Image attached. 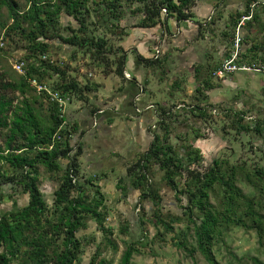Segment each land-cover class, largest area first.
Returning <instances> with one entry per match:
<instances>
[{
	"label": "trees",
	"instance_id": "obj_1",
	"mask_svg": "<svg viewBox=\"0 0 264 264\" xmlns=\"http://www.w3.org/2000/svg\"><path fill=\"white\" fill-rule=\"evenodd\" d=\"M90 2L96 8H93ZM191 2L192 0H0V28L12 41L13 37L20 34L26 43L23 46L25 56L17 60L24 63L25 74L16 81L5 79L0 81V140L2 141L0 191L3 185H12L13 189L17 187L22 195L29 197L27 206L23 208L17 206L0 214V264H80L82 242L76 234L79 230L85 229L90 220L95 221L103 231L105 244L102 242L98 246V252L89 264H113L108 258H100L102 245L114 252L119 250V245L110 237L113 234L111 226L106 228L108 210L104 205L101 189L95 179L80 177L77 160L81 150L75 151L71 145L72 133L64 127L65 117H61L59 105L49 102L45 93L46 96L37 94L34 98L29 97L27 93L33 91L30 80L35 79L40 83L48 84L45 78L56 75L59 81L52 85L54 90L70 99L72 97L84 99V92L99 90L100 86L92 85L91 88L86 85L84 89L74 79L69 80L67 70L60 69L48 57L52 44L88 47L89 51L93 52L98 67L104 66L106 76L111 73L109 56L114 54L113 52H116V55L121 53L122 56L115 66L117 67L115 74L123 77L127 64V51L123 48L114 49L109 39L96 37L93 34L101 25L93 24L90 19L91 14L98 17L99 21H102L100 23L106 24L109 21L118 26L117 23H120L125 13L123 5L138 4L132 13L143 14L140 27L150 28L160 24L163 10L168 17L176 14L178 20L188 19L191 17L187 14ZM100 5L104 6L101 9L106 10L103 11L105 15L99 9ZM3 9L12 20L11 25L2 20ZM249 14L250 10L247 9L245 16ZM62 15L72 18L78 27L74 28L70 25L64 27L61 22ZM241 16L239 14L237 16L239 19H233L234 29ZM257 19L258 16L253 15L247 21ZM68 32L70 34L67 36ZM144 61L149 65L158 62L145 58ZM241 61L239 57L237 63L244 64ZM204 84L207 89H214L213 82L206 80ZM203 90L202 85L196 89L201 95ZM43 97L49 105L47 115L41 114L39 108L35 106ZM207 99V96L202 98L204 101ZM212 107L214 105L210 108ZM175 108L176 105L170 108H157L153 144L149 151L128 169L133 188L141 190L140 204L148 202L152 206L151 215L144 213V210L139 214L140 225H144L146 221L157 227L162 225L166 234H170L174 233L176 223L187 222L194 230L196 244L190 246L186 240L178 242L175 238L173 241L178 249H184L189 256L194 257V263L198 261L197 255L200 252L208 264H220L213 245L215 240H223L222 237L227 235L232 226L245 230L257 229L260 244L264 246V221H262L264 216H261L260 210L264 208L263 198L256 201L254 196H246L237 186V182H243L244 179L238 174L243 171L242 166L230 165L227 160L213 158L211 164L201 170L204 157L201 149L196 148L193 142L181 144L179 149L170 143L171 138L181 139L193 135L194 139L199 140L202 137L197 123L191 126L189 124L191 121L183 119L185 117L180 111L176 114ZM184 114L187 117L190 115L195 120L197 118L206 121L211 118L209 108L200 106L189 108ZM241 121L243 118L239 117L237 124L240 129L250 131L247 126L241 125ZM182 126L186 131H183L181 136H174L173 134L178 131L177 128ZM254 131L264 139V128L261 124H257ZM62 159L70 162L65 164L64 169ZM152 160L157 161L156 163L164 168L168 187L186 197V203L183 201L181 204L180 215L166 216L162 213L163 199L158 191L159 187L156 184L155 187L158 188H151L147 176L148 164ZM41 166L49 174L63 172L52 202L53 218L47 216L49 209L41 190L39 175ZM10 171L18 176L15 178L10 176ZM185 173L184 188H179L175 177L178 175L184 177ZM245 175L250 176L249 173ZM252 177L264 183V170L256 168V173ZM252 186L254 190L264 191V184L260 185L252 181ZM9 197L12 198V195ZM212 197L218 205L212 203ZM177 200L182 201L181 198ZM244 203H247V208L244 207ZM120 233L130 234V223L126 222ZM139 251L136 243L129 244L119 264H132L133 256Z\"/></svg>",
	"mask_w": 264,
	"mask_h": 264
},
{
	"label": "rangeland",
	"instance_id": "obj_2",
	"mask_svg": "<svg viewBox=\"0 0 264 264\" xmlns=\"http://www.w3.org/2000/svg\"><path fill=\"white\" fill-rule=\"evenodd\" d=\"M92 2H90L91 6H93ZM123 6L125 13L120 23H117L119 24L118 26L113 25L109 21L106 24L100 23L102 21H99L98 17H94L91 14L90 19L93 24L95 26L101 25L93 34L96 37L102 36L109 39L114 49L123 48L127 51V62L129 60V52H135L136 49L138 50L136 52H146L147 49H149L147 52H152L151 59L158 62L154 65H149L146 61H142V63L144 64L143 67L147 69V74H150L152 79L154 78L152 81H156L160 86L154 98L156 110L160 107L170 108L176 105L174 109L175 113L177 114L180 111V114L185 117L183 119L191 121L189 123L191 126L197 123L202 135L199 140L197 139L198 141L194 139L193 135H190L181 139L171 138L170 143L177 149L180 148L181 144H189L191 142H193L196 148H201L204 157L201 170L208 167L213 158L227 160L230 165L242 166L243 171H239L240 173L238 174L240 178L244 177V179L243 182H237V186L246 196H254L256 201L260 198L264 200V191L254 190L252 186V181L260 185L264 184L261 181H257L255 177H252L256 173V168L264 170V139L259 137L254 131L257 124H261L264 128V74L237 72L228 75L225 79H218L212 75L214 70H217L222 63L235 53L239 55L240 60H242L241 62L246 65L264 67V0H192L187 10V14L191 17L183 20H178L176 14L168 17L163 10L162 19L159 24L161 33H157L158 36L156 38L152 37L151 41L149 38H145L146 35L142 33H145L146 29L154 28L156 30L158 26L150 28L140 27L143 22V14L134 15L132 13V10L138 7V4ZM94 7L96 8V6ZM103 7L100 5V8H97L101 9ZM247 9L250 10L249 16H245ZM101 10L103 14L106 11L104 9ZM195 12L198 13V17L195 15ZM239 14L242 15L241 19L236 29H234L233 19L237 18ZM1 15L3 21L7 22L8 25L12 24V20L9 19L5 9L1 11ZM253 15H257L258 19L256 21H247ZM196 18L200 21H195ZM175 21L183 24H188L186 21H195L196 25L198 24L196 27L197 32L194 31V35H187V40H189L187 43L191 42V39L196 38L197 41H201L206 46L205 48L208 52H187L184 63L179 60L169 63V52L174 50V47H171L172 45L169 44V40L176 39L178 36V34L176 38L172 36L178 32V29L174 25ZM61 22L64 27L69 25L74 28L78 27L76 21L66 15H62ZM171 23L175 26L173 27V31L170 27ZM240 24L242 25L241 28L239 27ZM186 29H188L187 26ZM188 31L190 32V30ZM65 33L64 31L63 34ZM69 34L70 32L66 35L68 36ZM149 36L151 37L150 33ZM2 39L4 42H2ZM22 39L24 38L20 34H17L13 37L12 41L5 36V33L0 28V47L2 50L0 52V81L1 79L16 81L21 75L25 74V70L19 73L14 68L17 63H22L17 60L25 56L23 46L26 43ZM238 39L240 41L236 47ZM144 43L146 48H143ZM176 48L179 50V45H176ZM158 49H160V55L155 53ZM251 50L253 52H250ZM163 52L165 53L163 54ZM113 53L109 56L112 65L109 75H113L114 77L116 76V63L122 55L121 53L118 55H116V52ZM48 57L60 69L67 70L69 80L74 79L84 89L86 85L91 88L92 85L102 87L99 83L103 82V77H108L105 75L104 66L98 67L93 52H90L88 47L77 48L56 43L52 44ZM138 59H140V56H138ZM181 63L183 65L180 67ZM114 78L113 80H115ZM206 80L213 82V90L206 88L204 84ZM57 81H59V78L56 75L52 78L49 76L45 78V82L50 87L55 85ZM201 85L204 87L202 95L196 91L197 87H201ZM31 89L33 91L30 94L27 93L29 97L34 98L37 94L45 95L38 92L34 87ZM97 92L98 90L93 89L84 94L98 97ZM17 94L19 95V93ZM203 96H207L208 99L206 101L202 100ZM167 98L171 101L170 103H166V105L162 102ZM47 100L51 102L49 97ZM47 100L43 97L35 105L43 115L49 113ZM212 105L214 107L210 108ZM196 106L209 108L211 118H208L206 121L197 118L195 120L190 115L187 117L184 114L189 108ZM66 110L67 106L65 114ZM239 117L243 118L241 125L247 126L250 131L240 129L239 124H237ZM177 129L178 131L173 134L174 136H181V133L186 131L184 126ZM0 143H2L1 140ZM73 154L74 152L71 155ZM141 156H139L138 160ZM156 162L152 160L148 164L147 176L149 184L152 186L151 188H154L156 184L159 187L158 191L163 199L161 206L162 213L166 216L171 214L180 215L182 213L181 204L183 201L186 203V197L168 187L165 180V170L162 165ZM61 163L64 169L66 166L64 163L70 162L69 160L62 159ZM5 168L8 169L7 166ZM79 168L81 167L79 166ZM9 173L14 178L18 176L13 171ZM247 173L250 176L246 177L245 174ZM39 175L41 190L47 200L49 209L47 216L53 218L54 205L52 202L63 172H58V174L54 175L49 174L41 166L39 168ZM79 175L82 178L88 179L84 174L82 175V172ZM175 178L176 182L179 183V188H184L186 173L184 177L178 175ZM114 185L111 186L114 188ZM1 188L0 214L12 210L17 206L23 208L28 205V195H22L21 190L17 187L13 189L12 185H3ZM10 195H12V198L9 197ZM102 195L104 197V205L108 210L106 228L111 226L113 234L110 237L119 245V250L114 252L105 245H102L100 258H108L113 264H119L127 246L131 243H136L140 251L133 256L132 264H208L200 252L197 255L198 261L194 263V257L189 256L184 249H178L174 245V238L178 242L186 240L190 246L196 244L194 230L191 225L188 226L187 222L181 221L176 223L174 225V233L170 234H166L162 225L157 227L148 221L144 222V225H140L139 214H141L142 210H144V213L152 214L150 203L144 202L140 204L141 190L137 192L136 199L129 201V199L124 200L122 198L118 203L114 202V198L118 200L119 196L123 195V192H117L111 188L107 192L104 191ZM178 198H181L182 201H178ZM123 202L126 205L121 207ZM212 203L218 205L213 197ZM244 207L247 208V203H244ZM130 209L131 211H129ZM260 210L261 216H264V208ZM128 218L129 220L134 218L135 220L132 221L137 225L135 226V223L133 224L131 221V233L121 234V228L129 221ZM167 221L169 222V219ZM103 234L97 223L92 220L87 222L85 229L77 232L76 236L82 242L81 254L79 256L81 260L80 264H89L92 258L96 256L98 246L102 242L105 244ZM162 238L164 241H162ZM222 239L217 240L218 242L215 240L213 245V250L220 264H264V246L260 244L257 229L245 230L244 228L232 226L227 235H224Z\"/></svg>",
	"mask_w": 264,
	"mask_h": 264
},
{
	"label": "crops",
	"instance_id": "obj_3",
	"mask_svg": "<svg viewBox=\"0 0 264 264\" xmlns=\"http://www.w3.org/2000/svg\"><path fill=\"white\" fill-rule=\"evenodd\" d=\"M195 15L198 17L197 12ZM195 21L200 20L196 18ZM195 21H186L188 24L175 21L174 25L178 32L172 36L174 38L177 34L178 36L169 40L171 47H174V50L169 52V63L177 62L176 60L184 63L187 52H208L206 46L196 38L187 43L189 41L187 35H194V31L197 32L198 24L196 25ZM175 26L171 23L172 31ZM157 33H161L159 25L156 30L146 29L142 34L151 41L152 37L158 36ZM176 45H179V50ZM147 50L136 52L138 51L136 49L135 52H129L125 74H130V78L126 75L125 77L116 75L115 78L113 75L103 77V82L99 83L102 87L97 92L98 97H91L89 94H84V99L72 97L65 114L64 127L72 133L71 145L75 151L81 150L78 157L80 172L86 178L95 179L102 193L111 188L123 192L118 200L114 198L115 203L120 202L122 198L129 201L136 199L139 190L133 188L128 169L136 163L140 155L149 151L155 139L157 117L154 98L160 86L156 81H152L154 78L152 79L150 74H147V69L143 67L144 58H152V52ZM170 101L167 98L162 103ZM123 205L126 203L123 202L121 207ZM125 216L126 214L124 218ZM132 220L135 219L128 222L132 224Z\"/></svg>",
	"mask_w": 264,
	"mask_h": 264
},
{
	"label": "built area",
	"instance_id": "obj_4",
	"mask_svg": "<svg viewBox=\"0 0 264 264\" xmlns=\"http://www.w3.org/2000/svg\"><path fill=\"white\" fill-rule=\"evenodd\" d=\"M165 11V10H164ZM243 24V23H242ZM241 24L239 27L241 28ZM240 39L237 40L236 47L238 46ZM157 55H160V49H158L155 52ZM44 58H46L44 56ZM239 61V55L237 53L231 55V57L222 63V65L213 73V75L218 79H225L228 75L234 74L237 72H255V73H262L264 74V67H255L253 65H246L241 64L239 65L237 62ZM24 64L23 63H17L14 68L17 70V72L22 73L24 71ZM126 77L130 78V74L126 73ZM31 86L36 88L38 92L45 93L51 102L57 103L59 105V112L61 117H65V108L70 102V97H64L60 94V92L54 90L52 87H50L47 84H43L38 82L37 80H30ZM74 177V182H75Z\"/></svg>",
	"mask_w": 264,
	"mask_h": 264
}]
</instances>
